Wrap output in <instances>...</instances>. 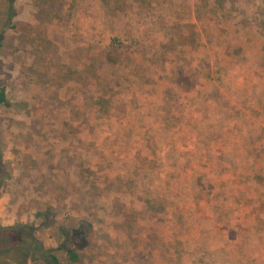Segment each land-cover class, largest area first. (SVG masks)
<instances>
[{
	"label": "rangeland",
	"instance_id": "374dc122",
	"mask_svg": "<svg viewBox=\"0 0 264 264\" xmlns=\"http://www.w3.org/2000/svg\"><path fill=\"white\" fill-rule=\"evenodd\" d=\"M207 1H12L0 264H264V0Z\"/></svg>",
	"mask_w": 264,
	"mask_h": 264
},
{
	"label": "trees",
	"instance_id": "16d2710c",
	"mask_svg": "<svg viewBox=\"0 0 264 264\" xmlns=\"http://www.w3.org/2000/svg\"><path fill=\"white\" fill-rule=\"evenodd\" d=\"M208 4L209 2L205 0ZM220 1V0H219ZM218 1V2H219ZM217 2V4H218ZM218 10L224 9L218 4ZM106 60L110 63L116 62V58L108 53ZM5 100L4 90H0V102ZM66 241L60 245L59 250L51 252L45 258L46 264H82L87 249L94 246V224L87 218L83 217L75 220L65 232ZM67 245V246H66ZM29 252L26 250V253Z\"/></svg>",
	"mask_w": 264,
	"mask_h": 264
},
{
	"label": "flooded vegetation",
	"instance_id": "af4514ba",
	"mask_svg": "<svg viewBox=\"0 0 264 264\" xmlns=\"http://www.w3.org/2000/svg\"><path fill=\"white\" fill-rule=\"evenodd\" d=\"M13 0H0V45L1 42L4 40V35H5V29L9 24L10 18H11V3ZM6 164L4 162L3 159V155H2V151L0 149V186L2 185V183L4 182V178H5V172H6ZM7 229L3 227V225L0 223V235H3L4 232ZM26 240H28V244L26 243ZM17 240L19 241V243H21V245L26 244L29 248H32V245L34 246V251H41L42 247L39 243V241H37L36 237L34 236V234L32 232H26L25 228H20L18 230V236H17ZM14 239H10V243L9 245H13L14 244ZM24 247L21 246V248L17 249V251H20L22 254L25 252H23ZM8 250H4V252H7Z\"/></svg>",
	"mask_w": 264,
	"mask_h": 264
}]
</instances>
